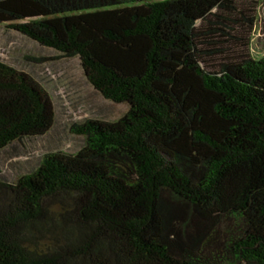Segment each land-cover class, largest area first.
Instances as JSON below:
<instances>
[{
  "label": "trees",
  "instance_id": "obj_1",
  "mask_svg": "<svg viewBox=\"0 0 264 264\" xmlns=\"http://www.w3.org/2000/svg\"><path fill=\"white\" fill-rule=\"evenodd\" d=\"M262 1L0 0V24L129 106L74 124L76 154L0 180V264H264ZM55 122L50 94L0 60V153Z\"/></svg>",
  "mask_w": 264,
  "mask_h": 264
},
{
  "label": "rangeland",
  "instance_id": "obj_2",
  "mask_svg": "<svg viewBox=\"0 0 264 264\" xmlns=\"http://www.w3.org/2000/svg\"><path fill=\"white\" fill-rule=\"evenodd\" d=\"M243 34L238 25L233 35ZM251 52L255 58L264 55V0L258 8ZM43 59L42 63L32 59ZM0 60L30 74L50 94L56 111V122L45 136L13 143L0 153V180L14 183L34 172L44 155L52 152L76 154L84 138L71 132L74 124L89 119L116 122L129 110L127 104L116 105L105 100L88 82L78 58L66 59L61 54L37 45L21 34L0 24Z\"/></svg>",
  "mask_w": 264,
  "mask_h": 264
}]
</instances>
